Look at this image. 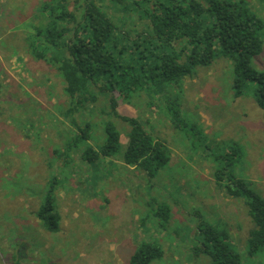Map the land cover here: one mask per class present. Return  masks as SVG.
<instances>
[{"label": "rangeland", "instance_id": "obj_1", "mask_svg": "<svg viewBox=\"0 0 264 264\" xmlns=\"http://www.w3.org/2000/svg\"><path fill=\"white\" fill-rule=\"evenodd\" d=\"M48 1L0 0V264H127L143 243L163 250L150 264H211L197 248L200 219L227 230L241 264H264V246L248 252L253 223L245 200L228 196L213 178L217 159L230 161L233 176L264 197V117L250 91L234 98L230 60L215 57L165 90L195 133L173 127L161 109V93L138 91L129 102L119 101V115L139 117L169 149V162L152 178L124 164L123 149L89 161L81 156L84 142L64 154L76 132L64 116V81L54 65L30 52L35 28L48 24L41 12ZM93 1L119 17L120 27H144L136 12H123L114 0ZM244 1L264 21V0ZM82 3L68 0V7ZM252 64L264 70V46ZM109 112L107 95L98 94L73 115L81 126L90 123L94 149L105 139L107 120L126 141L129 125ZM49 182L60 214L52 232L35 216ZM158 205L171 214L164 230L153 215Z\"/></svg>", "mask_w": 264, "mask_h": 264}, {"label": "trees", "instance_id": "obj_2", "mask_svg": "<svg viewBox=\"0 0 264 264\" xmlns=\"http://www.w3.org/2000/svg\"><path fill=\"white\" fill-rule=\"evenodd\" d=\"M119 4L123 12L138 14L143 20L141 30L120 27L119 17H111L93 0H83L73 9L68 7V0L42 4L41 12L47 14L48 24L35 28L30 52L34 58L54 65L64 81L69 97L64 116L70 117L76 130L66 142L64 154L78 151L84 142L87 146L81 156L89 161L114 156L123 149L124 164L142 169L152 178L169 162V149L147 132L139 117L119 115V101L129 102L138 91L161 93V109L173 127L195 133L194 124H187L182 117L180 103L168 99L165 90L180 85L198 66L209 65L215 57L231 62L234 98L250 91L264 117V70L252 64L263 50L264 21L244 0H206L205 4L199 0H114L115 6ZM98 94L107 95L110 117L129 125L125 143L114 122L107 120L103 125L105 139L94 149L89 144L90 123L81 126L73 117L88 103L97 101ZM217 160L221 163L213 171L216 185L228 196L245 200L253 223L247 246L253 255L264 246V197L248 182L233 176L228 168L230 161ZM153 215L164 230L171 216L169 207L158 205ZM35 216L48 231H57L60 214L53 182H49ZM195 231L200 236L197 248L211 264H241V256L233 249L225 228L200 219ZM163 254L159 244L143 243L127 264H150Z\"/></svg>", "mask_w": 264, "mask_h": 264}]
</instances>
